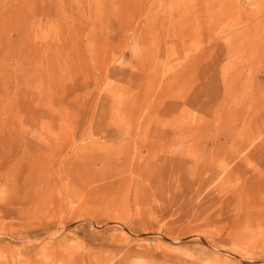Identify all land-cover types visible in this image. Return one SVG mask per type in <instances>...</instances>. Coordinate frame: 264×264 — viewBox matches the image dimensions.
<instances>
[{"label":"rangeland","instance_id":"1","mask_svg":"<svg viewBox=\"0 0 264 264\" xmlns=\"http://www.w3.org/2000/svg\"><path fill=\"white\" fill-rule=\"evenodd\" d=\"M47 1L0 0V264H264V0Z\"/></svg>","mask_w":264,"mask_h":264},{"label":"bare ground","instance_id":"2","mask_svg":"<svg viewBox=\"0 0 264 264\" xmlns=\"http://www.w3.org/2000/svg\"><path fill=\"white\" fill-rule=\"evenodd\" d=\"M41 1H42V0H41ZM46 1H47V0H46ZM67 1H68V0H67ZM142 1H143V0L140 1V4H142V5L145 4V2H142ZM173 1H174V0H173ZM175 1H176V0H175ZM185 1H186V0H185ZM203 1H205V0H203ZM210 1H211V0H210ZM212 1H214V0H212ZM212 1H211L210 3H212ZM47 2H48V1H47ZM60 2H61V1H60ZM121 2H122V1H121ZM161 2H162V6H164V8H166L167 5H166L162 0H161ZM181 2H182V1H181ZM186 2H187V1H186ZM188 2H189V1H188ZM193 2H194V1H193ZM198 2H199V1H198ZM224 2H225V1H224ZM224 2H223V3H224ZM64 3H65V2H63V3H57V0H53V2H51L50 8H53V7H54V8H55V7L58 8V7H59L60 9H63V8H64V7H63V4H64ZM122 3H123V2H122ZM163 3H164V5H163ZM191 3H192V1H191ZM200 3H201V2H200ZM205 3H206V1H205ZM207 3H208V2H207ZM207 3H206V5H207ZM220 3L222 4V1H221ZM220 3H218V5H219ZM229 3H230V2H229ZM229 3L224 4V6H226V8H227V5H228ZM47 4H48V3H44L43 6H48ZM133 4H134V3H133ZM174 4H175V3H174ZM174 4H172V5H174ZM176 4H177V2H176ZM176 4H175V5H176ZM193 4H194V3H193ZM196 4H197V3H196ZM203 4H204V2H203ZM203 4H202V5H203ZM215 4H217V3H215ZM231 4H232V3H231ZM234 4H235V3H234ZM234 4H233V5H234ZM134 5H135V4H134ZM136 5H137V4H136ZM149 5H150V4H149ZM165 5H166V7H165ZM187 5H188V4H187ZM213 5H214V4H213ZM236 5H237V4H235V9H236V12L238 13L237 8L239 9L240 7H238L239 5L236 7ZM74 6H75V5H74ZM122 6H123V5H122ZM139 6H140V5H139ZM203 6H205V4H204ZM208 6H209V5H207V8H204V7H203V8H204V9H207L208 11H210V9H208ZM210 6H212V5H210ZM220 6H221V5H220ZM220 6H219V7H220ZM230 6H231V5H230ZM230 6H229V7H230ZM48 7H49V6H48ZM169 7H171V4H170ZM190 7H192V5H191ZM229 7H228V8H229ZM135 8H136V7H135ZM173 8H174V7H173ZM195 8H196V7H195ZM203 8H202V9H203ZM212 8H213V7H212ZM221 8H222V6H221ZM136 9H137V8H136ZM166 9H168V8H166ZM178 9H179V7H178ZM217 9H218V6H217V8L215 7V9H214V10L217 11L215 14H219V12H220V11L217 10ZM223 9H225V8L223 7ZM233 9H234V7H233ZM235 9H234V12H233V13L237 14V13L235 12ZM240 9H241V8H240ZM240 9H239V10H240ZM55 10H56V9H55ZM57 10L59 11V9H57ZM171 10H173V9H171ZM193 10H194V9H193ZM207 10H205V11H207ZM243 10H244V9H243ZM178 11H179V10H178ZM198 11H199V10H198ZM208 11H207V13H208ZM221 11H222V10H221ZM211 12H212V11H210L208 14L211 15V14H212ZM214 12H215V11H214ZM225 12L228 14V11H225ZM229 12H230V9H229ZM195 13H198V12L195 11ZM207 13H203V14L207 15ZM233 13H232V14H233ZM240 13H242L241 10H240ZM203 14H202L201 16H204ZM213 14H214V13H213ZM221 14H222V12H221ZM224 14H225V13H224ZM232 14H231V15H232ZM186 15H187V14H186ZM191 15H192V14H191ZM196 15H199V13L196 14ZM228 15H229V14H228ZM231 15H230V16H231ZM188 16H190V15H188ZM212 16H213V15H212ZM217 16H218V15H217ZM221 16H222V15H221ZM221 16H220V17H221ZM223 16H224V15H223ZM223 16H222V17H223ZM230 16H228V17L230 18ZM237 16H238V14H237ZM209 17H210V16H209ZM214 17H215V16H214ZM214 17H211V19L214 18ZM222 17H221V18H222ZM226 17H227V16H226ZM228 17H227V18H228ZM240 17H241V16H240ZM200 18H202V17H200ZM204 18H205V16H204ZM206 18H207V16H206ZM215 19H216V18H215ZM218 19H219V16H218ZM235 19H236V18H235ZM235 19H234V20H235ZM202 20H204V19H202ZM232 20H233V19H232ZM237 20H239V19H237ZM237 20H235V21H237ZM151 21H152V19H151ZM199 21H200V20L198 19L197 22L199 23ZM211 21H212V20H211ZM211 21H210V22H211ZM220 21H221V20H220ZM226 21H228V19H227ZM147 22H148V21H147ZM183 22H184V21H183ZM201 22H202V21H201ZM204 22H205V21H204ZM204 22H202V23H204ZM214 22H215V20H214ZM214 22H213V23H214ZM216 22H217V21H216ZM222 22H223V21H222ZM232 22H233V21H232ZM162 23H163V22H162ZM228 23H229V22H227V24H228ZM148 24H149V23H148ZM148 24H147V25H148ZM174 24H175V23H174ZM179 24H180V23H179ZM179 24H178V25H179ZM190 24H191V23H190ZM195 24H196V23H195ZM199 24H201V23H199ZM215 24H216V23H215ZM220 24H221V23H220ZM225 24H226V23H224V25H225ZM171 25H172V24H171ZM171 25H170V26H171ZM180 25H182V23H181ZM201 25H202V24H201ZM201 25H200V26H201ZM203 25H204V24H203ZM229 25H230V24H229ZM145 26H146V25H145ZM166 26H168V25L166 24L165 27H166ZM176 26H177V25H176ZM210 26H211V25H210ZM214 26H215V25H213V28H214ZM226 26H228V25H226ZM226 26H225V27H226ZM148 27H149V26H148ZM165 27H164V28H165ZM172 27H173V26H172ZM177 27H178V26H177ZM184 27H185V26H184ZM202 27H203V26H202ZM202 27H201V28H202ZM208 27H209V26H208ZM146 28H147V27H146ZM169 28H170V27H169ZM198 28H199V26H198ZM205 28H206V27H205ZM213 28H212V26H211L210 30H212ZM220 28H221V27H220ZM172 29H173V28H171L170 31H171ZM186 29L188 30V26H187ZM189 29H190V28H189ZM228 29H230V28L228 27ZM146 30H147V29H146ZM187 30H186V31H187ZM198 30H199V29H198ZM206 30L208 31V28H206ZM210 30H209V32H210ZM213 30H214V29H213ZM224 30H225V29H224ZM226 30H227V29H226ZM123 31H124V30H123ZM172 31H173V30H172ZM183 31H184V30H183ZM201 31H202V30H201ZM201 31L199 30V32H201ZM204 31H205V29H204ZM207 31H205L204 33H206ZM215 31H216V30H214V33H215ZM148 32H149V31H148ZM190 32H191V29H190ZM145 33H147V32H145ZM145 33H144V34H145ZM168 33H169V32H168ZM183 33H184V32H183ZM188 33H189V32H188ZM185 34H186V33H185ZM185 34H184V35H185ZM184 35H183V36H184ZM186 35H187V34H186ZM186 35H185L184 39L186 38ZM191 35H192V33H191ZM199 35H200V34H199ZM216 35H217V32H216ZM142 36H143V34H142ZM145 36H146V35H145ZM173 36H175V35H173ZM183 36H182V37H183ZM224 36H225V35H224ZM168 37H169V35H168ZM187 37H188V36H187ZM216 37H217V36H216ZM139 38H140V37H139ZM200 38H201V37H200ZM140 39H141V38H140ZM140 39H139V40H140ZM143 39H144V38H143ZM186 39H187V38H186ZM139 40H138V41H139ZM145 40H146V38H145ZM148 40H149V39H148ZM143 41H144V40H143ZM146 41H147V40H146ZM139 43H140V41H139ZM145 43H146V42H145ZM147 43H148V42H147ZM200 44H201V43H200ZM236 44H237V43H236ZM239 44H240V43H239ZM231 45H232V44H231ZM237 45H238V44H237ZM241 45H242V44H241ZM242 46H243V45H242ZM156 48H157V47H156ZM206 48H207V47H206ZM206 48H205V49H206ZM213 48H214V47H213ZM225 48H226V47H225ZM225 48H224V49H225ZM211 49H212V48H211ZM229 49H230V48H229ZM243 49H244V48H243ZM207 50L210 52L209 48H207ZM226 50H227V49H226ZM231 50H232V49H231ZM251 50L255 51V48L253 47V48H251ZM154 51H156V50H154ZM211 51H212V50H211ZM228 51H229V50H228ZM228 51H226V52H228ZM239 51H240V50H239ZM226 52H225V53H226ZM152 53H153V52H152ZM239 54H240V53H239ZM200 55L202 56V55H204V54H200ZM192 57H193V56H192ZM199 62H201V61H199ZM196 66H197V65H196ZM190 67H191V66H190ZM228 68H229V67H228ZM238 71H239V70H238ZM238 73H239V72H238ZM236 74H237V73H236ZM233 85H234V84H233Z\"/></svg>","mask_w":264,"mask_h":264}]
</instances>
